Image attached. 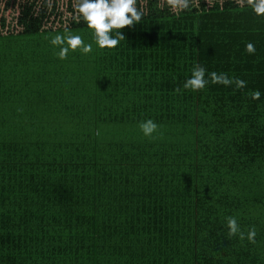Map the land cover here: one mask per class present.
<instances>
[{"label": "trees", "instance_id": "trees-1", "mask_svg": "<svg viewBox=\"0 0 264 264\" xmlns=\"http://www.w3.org/2000/svg\"><path fill=\"white\" fill-rule=\"evenodd\" d=\"M58 3L18 0L0 30V264H264V15L137 0L141 21L100 49ZM65 28L93 51L59 59ZM196 65L209 83L185 89Z\"/></svg>", "mask_w": 264, "mask_h": 264}, {"label": "clouds", "instance_id": "clouds-1", "mask_svg": "<svg viewBox=\"0 0 264 264\" xmlns=\"http://www.w3.org/2000/svg\"><path fill=\"white\" fill-rule=\"evenodd\" d=\"M243 6L244 0H238ZM247 4L252 7L256 15H264V0H246ZM174 10H188L190 8V0H166ZM51 0H49V7ZM77 15L74 17L77 22L82 17L87 26L93 32V39L95 44L100 48L113 49L119 46L125 36L121 29L124 27H131L135 23H139L144 13L137 7V0H76L75 4ZM115 33V35L113 34ZM50 43L59 47L57 56L61 60L68 57L69 51L75 52L80 50L82 54H89L93 51L92 43H86L81 35L71 33L67 28L63 34H57L51 38ZM245 51L248 54H254L255 45L248 42L245 45ZM206 69L201 65H196L192 69L190 78L184 83L185 89L199 91L204 89L209 80L205 78ZM212 83H221L225 86L235 84L237 88L246 87V81L239 78H229L227 74L216 72L208 73ZM180 91L179 88L176 89ZM260 92L257 90L253 92L252 98L259 99ZM139 127L145 136H151L158 130V124L152 119H147L139 124ZM228 236H239L240 240L245 238L250 243H255L256 229L251 227L247 233L241 230L240 225L234 216L227 217Z\"/></svg>", "mask_w": 264, "mask_h": 264}, {"label": "rangeland", "instance_id": "rangeland-1", "mask_svg": "<svg viewBox=\"0 0 264 264\" xmlns=\"http://www.w3.org/2000/svg\"><path fill=\"white\" fill-rule=\"evenodd\" d=\"M17 1L18 0H0V30L2 29L5 30V29H10L11 27H14V15L16 13V4H17ZM60 4L61 1H64V0H58ZM6 5V6H5ZM1 17L4 18L3 22H1ZM47 39H46V44L48 43V38L50 36H47ZM52 37V36H51ZM30 40H33V39H30ZM30 46L34 47L36 44L34 43V40H33V43L32 44H29ZM31 48H28L27 51L29 52ZM54 54V53H53Z\"/></svg>", "mask_w": 264, "mask_h": 264}]
</instances>
